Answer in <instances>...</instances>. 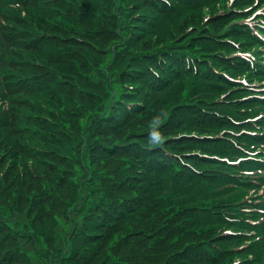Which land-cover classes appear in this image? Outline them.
Masks as SVG:
<instances>
[{
  "label": "trees",
  "instance_id": "1",
  "mask_svg": "<svg viewBox=\"0 0 264 264\" xmlns=\"http://www.w3.org/2000/svg\"><path fill=\"white\" fill-rule=\"evenodd\" d=\"M101 8L100 12H97L95 9H88L84 12L85 14H94L98 16V18L106 20V28H103V24L97 23L86 30L81 28V34L69 31L70 34H67L64 40L61 41V47H56V50L52 51V53L47 52L45 55L47 58L42 60V68H44V71H42L41 74L44 73L51 75V77H55L59 86L52 89L51 94H46L44 96H55L56 102L48 101L49 98H42L44 96L27 91L29 101L22 104L20 111L15 110V113L21 118L19 117L18 120L15 119L13 124L9 126V130L0 136V164L5 160L4 163L9 166L8 170L2 169L3 171L1 173L3 175L0 176V222L2 223H0V241L3 245H6L7 242L10 243V245H12V243L13 245L25 243V248L29 252H37L40 248L53 258L59 257L54 251L46 248V242L43 243V246L40 244V240L37 233H35L36 230L33 228L32 223L34 220H44L46 224L48 212L44 210V205L50 206L52 199L55 198L54 196L52 198L50 194V186L58 187L56 183L59 185H65L67 183L72 187L77 186L79 190L82 186L85 189L84 194H88L89 196L90 190L88 189V185H92L94 182L100 181L103 178H105L103 188H105L106 192L100 193L95 199H90L89 203H92V200H99L100 203H103V198L107 197V192H114V190L111 189L113 184L116 185L121 195L128 198L139 192L140 194L138 193V196H141L139 218L143 222L140 223L141 226L139 228L136 227L134 230L146 234V238L152 235V238L160 244V247H167L169 251H176L177 247L187 238L195 237L194 242H196L198 236L208 235L210 232L206 226H193L190 227L192 233L183 238L181 235H179L178 238L170 237L168 235L169 227L166 225V218L162 217V213L157 211L152 203V201H159L165 196L166 190L164 184L150 185V181H156V179L147 182L141 177L139 181L129 179V177H136L139 172H134L129 176V174H126L128 170H130L128 164L123 166L121 162L114 167H108L107 165L103 168L100 165L102 160L97 162L91 152L92 145L89 144V138L83 139L80 133H78V131L75 132L70 124V118L73 114L69 112L64 115L52 108H55V103L56 105L59 103L58 97L64 96L66 98H71L68 93L65 94L63 89L66 85H69V79L75 77L74 72L76 70L92 82L103 81L99 86L87 87V90L91 93H82L85 97H79V99L87 103L89 100L86 98H92L91 100L94 105L92 103L90 104L92 110L89 108L87 113L90 114L96 111V114H93V116L99 115L105 127L116 129L105 137L112 141L128 138L129 136L139 140L141 136H145V133L148 131L147 127L143 126L141 129L135 127L137 129L131 131L127 136L119 135L122 133V130L125 131L133 122L144 121L155 114L157 120L156 125L153 127H160L161 133L165 134L164 136H160V143L163 142V147L167 152L177 156H183L185 154L191 156L186 158L187 162L192 163L191 172L187 173V169L180 166L177 159H172L174 168L180 172L181 175L185 176L188 182L197 184L199 183L197 180L199 176L194 173L198 169L196 162L197 157H194L193 154V152H196L195 148L209 147L211 149H225L227 145L221 140L206 139L198 141L194 138H174L180 134L198 132L195 128L198 127L199 129L201 126H203V131L208 130V132H203L202 135L215 136L221 130L231 128L228 118H231L232 115L238 116L240 120L252 116V104L250 101H236L239 97L220 101V95L211 87L215 77L213 74L214 70L228 68L234 71L228 59H226L230 58L229 55H231L234 50L231 46L220 42L222 40L212 38V36L208 34L207 38L201 40L200 44L192 46L190 43L200 36L194 37V33L190 34L191 31L187 32L188 30L186 32H178L175 31L174 28L171 29L169 38L162 41L159 40L158 42L160 45L153 46L156 48L165 46L167 50L173 53L174 67L178 68L182 63H184V65L179 71V80H176L161 97L149 101L143 89L139 87L135 89L127 88L129 86L125 87V84H134V82L130 80L132 76L130 75L131 71L135 69V60L133 57H119L117 59L118 56H116L115 59L117 60L113 63L111 68L105 71L98 68L95 56L99 55L101 51L105 52V49L101 48L105 39L99 37L100 35L94 34V32L101 30L114 32L112 34L114 38L110 40L111 42L109 44L110 49L114 46V49H111L112 56L115 55L117 50L116 42L123 40L124 37L125 43L129 45V50L135 53L151 50L153 47L145 48V46L150 45L144 44L139 47V41L142 39L136 40L133 38L129 40V29L137 25L135 14L150 15L151 11H157L156 8L149 2H140L139 0H113V3L102 4ZM172 13L174 12L169 11L167 15L171 17ZM180 20L181 17L172 16L171 21H169V19L167 21H169V24H174ZM108 21L115 24V26H111ZM158 22H161L159 17H157V23ZM138 23L144 24L140 21ZM20 24L28 28L35 27L36 25L30 22L24 23L23 25V21H20ZM159 28L160 27H158V29ZM40 31L44 32L41 26ZM60 36L61 35H59V37ZM115 37L116 40H114ZM191 37L194 38L190 40ZM155 42L156 41H153L150 44L152 45ZM238 42L243 45V40H239ZM86 52L92 53L87 55ZM152 53L153 52L148 51L145 61L153 65L154 60L149 57ZM187 59L196 61L197 68L195 67L194 69L193 67H189L187 69L186 65L189 64L186 63ZM108 64L109 60H106L102 65L107 66ZM236 74L238 73L235 72V75ZM20 75L23 76L20 81L26 84H33L38 81L36 79L31 80V76L33 75L30 69H24ZM80 92L79 90H75L73 94H78ZM73 97L76 99V96L73 95ZM62 102L63 100L60 101V103ZM46 104L52 107L49 109L50 112L48 109L42 107V105L45 106ZM126 105L132 106L131 109H127ZM120 111L122 114L119 116ZM41 113L43 115H40ZM56 113H58V115ZM116 116H119V121L115 120ZM6 120V115L3 116L0 114V123ZM54 127L60 129L63 138L58 135ZM209 127H212L213 130H209ZM64 128L67 132L64 131ZM34 136L37 138L35 142L31 140V137ZM50 139L54 140V144H57V146L52 148L49 147L48 145L53 146L51 142L47 141ZM241 139H246L247 141L255 140V138L248 136H243ZM262 141H264L263 138ZM230 144L229 150L233 151L236 146L232 141H230ZM247 149H249V147H247ZM46 150L51 151L60 162L72 164L70 168L62 167V172L70 175L67 180H60L58 176L60 169L59 165L53 167L51 164H48V162L53 163L55 160L52 158V154L46 153L48 152ZM237 152L240 153L238 150ZM166 158L170 159L169 156H166ZM114 161L116 162V160ZM246 164H252V162L243 163L241 168H246ZM44 169H46L47 172H45ZM120 172L122 174L121 177L114 174ZM206 172L215 174V176L210 178L212 181L232 180L229 179L228 174L223 175L219 171L206 170ZM111 177L113 182L106 180ZM75 179L77 181H74ZM181 187H184V185L176 186V189L181 191ZM189 193L190 190L186 192L185 187L182 193L179 192L178 197H184L182 201L186 200L189 196L192 199L194 198L193 200H200V202L208 201V199L202 198L203 192L198 191L196 193ZM83 197V194L78 197L76 193H72L71 198L65 201L64 217L66 219L64 220L67 225L71 222L70 214L77 211L79 205H83ZM228 204L231 205L232 202ZM94 207H96V205L94 206V204H91L88 208L90 209L89 213L93 212ZM186 211V206L179 207L177 214L184 215L187 218L189 216L186 214ZM26 221H28L27 225L24 223ZM222 225L224 228H232L238 231L236 227L227 226V224ZM66 227L62 230H65ZM59 230L62 231L61 229L57 231ZM69 236L68 230L64 241L61 243L55 244L50 241V244L55 246V248L60 251V256H62V259L57 258L58 261L65 260L66 263L72 264L80 262L82 264H92L94 262L98 264V260H101V262L109 260L108 263H111L110 256L113 258L115 252L121 250V247L115 246L116 244H114L112 255L106 252L102 256L95 258V253L92 252L93 254L84 253L79 257L78 255L80 252L76 253L74 251L71 254L66 249V239ZM218 236L220 235L217 232L209 235L212 243L220 250L225 251L221 253L222 260H220L218 264H231L235 261L234 259L239 256L238 251L240 250L237 248L241 247L240 245L243 244L242 241H245L246 238L235 236L215 239ZM238 239H241V241H237ZM141 243H144V240H142ZM11 249L18 250V247L13 246ZM152 250L153 246L146 249L145 256L140 260L139 264H154V261L150 260ZM244 251L251 255L252 252H255V249H251L250 245ZM85 254L87 256H85ZM172 255H174L173 260L176 261L178 258L177 252ZM248 258L249 257L246 256L243 258V261L240 260L242 261L241 264H250V261L247 260ZM260 258H263L261 254Z\"/></svg>",
  "mask_w": 264,
  "mask_h": 264
},
{
  "label": "rangeland",
  "instance_id": "2",
  "mask_svg": "<svg viewBox=\"0 0 264 264\" xmlns=\"http://www.w3.org/2000/svg\"><path fill=\"white\" fill-rule=\"evenodd\" d=\"M241 1L242 0H236V3H241ZM228 4H229V1H228ZM225 6H226V0H219L216 3L209 5L208 8H202V9H198V10H194V11H189L188 13L184 14V16H182V18L179 22L174 23V24H171V23L167 24L161 30H158L156 33L144 35L142 40L139 41V47H141L144 44L150 45V46H145V48L154 47L153 45H155V46L160 45L158 41L159 40L162 41L164 39L169 38L171 35V29L174 28L175 31L186 32L187 30L190 29L191 26L201 25L204 22L206 14L212 15L213 13H216L219 8H222ZM256 8H257V6L253 7V9H256ZM39 15H40V12L36 11L33 8H30V9L27 8L25 10V12L22 10L21 17H22L23 25H24V23L30 22V23L40 24V25L48 26V27H53L56 24H62L63 26H67L66 23L59 21L58 18H51L49 20L40 21ZM173 25H174V27H173ZM152 32H155V31H152ZM153 41H156V42L151 45L150 43H152ZM40 115H43V114L41 113ZM74 120L75 119H73L72 121L74 122ZM148 124H149V122H147V120L133 122L128 128H126L125 131L122 130V133L119 136H127L131 131H133L137 128L141 129L143 126H147ZM135 127H137V128H135ZM8 130H9V127L5 128V129H1L0 130V136L5 134ZM105 160H106L105 163H107L109 161L108 167H114L115 165H118V163L120 162L118 160H116V162H115L114 159H105ZM4 161L5 160H3V163H4ZM3 163L0 164V167H1L0 176L3 175L1 172L3 170H8V167H9L6 163H4V164ZM44 171L47 172L46 169H44ZM56 185H58L59 192L62 194L61 202H57V203L52 204L50 206L44 205V210L48 212L46 224H45L44 220H42V221L41 220H38V221L34 220V221H32V223H33V228L36 230L35 233H37V236L40 240V244L43 246V243L46 242L47 243L46 248L54 251L56 253V255L59 256V257H56V259L57 258L62 259V256H60V251H58L55 248V246L50 244V241H52L55 244H58V243H61L62 241H64L65 235L69 229V223L67 225V223L64 220V219H66L64 217V215H65V201L67 199L71 198L72 193L77 194L79 189L77 187H72L67 183L65 185H59L56 183ZM88 189L91 191L92 194L97 192V191H93L92 186H88ZM98 189H101V188H98ZM77 196L79 197V194H77ZM27 222L28 221H26L24 223H26V225H27ZM66 225H67V227H66ZM64 227H66V229L62 230ZM56 229L57 230L61 229L62 231L59 230L60 231L59 232ZM116 239H117V237H113L112 241L114 242ZM244 243H248V241L244 242ZM99 248L100 247H97L96 249H99ZM238 253H239V256L236 259H234L236 261L237 260L243 261L244 260L243 258L248 256L249 258L247 260L250 261V264H264V259H263L264 255L262 258L263 260L262 259L261 260H255L252 256V254L251 255L247 254L246 251H244V250L238 251ZM97 256L98 255H95V258ZM46 259L48 261H50L49 258H46ZM108 261L101 262V260H98L97 263L98 264H112V262L108 263ZM56 264H72V263H66L65 260H62V261L56 262ZM76 264H82V263L80 262V263H76ZM92 264H96V263L94 262Z\"/></svg>",
  "mask_w": 264,
  "mask_h": 264
}]
</instances>
